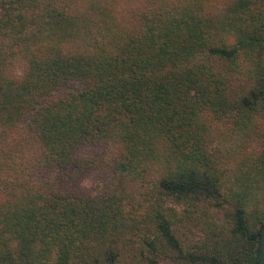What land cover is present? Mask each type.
<instances>
[{
  "label": "trees",
  "instance_id": "trees-1",
  "mask_svg": "<svg viewBox=\"0 0 264 264\" xmlns=\"http://www.w3.org/2000/svg\"><path fill=\"white\" fill-rule=\"evenodd\" d=\"M264 0H0V264H260Z\"/></svg>",
  "mask_w": 264,
  "mask_h": 264
},
{
  "label": "water",
  "instance_id": "water-1",
  "mask_svg": "<svg viewBox=\"0 0 264 264\" xmlns=\"http://www.w3.org/2000/svg\"><path fill=\"white\" fill-rule=\"evenodd\" d=\"M260 264H264V226L262 229Z\"/></svg>",
  "mask_w": 264,
  "mask_h": 264
}]
</instances>
